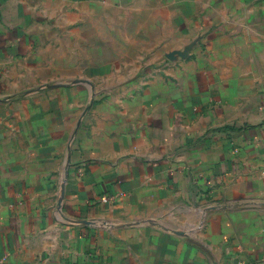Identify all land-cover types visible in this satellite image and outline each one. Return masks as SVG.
Listing matches in <instances>:
<instances>
[{"label":"crops","instance_id":"obj_1","mask_svg":"<svg viewBox=\"0 0 264 264\" xmlns=\"http://www.w3.org/2000/svg\"><path fill=\"white\" fill-rule=\"evenodd\" d=\"M0 264H264V0H0Z\"/></svg>","mask_w":264,"mask_h":264},{"label":"built area","instance_id":"obj_2","mask_svg":"<svg viewBox=\"0 0 264 264\" xmlns=\"http://www.w3.org/2000/svg\"><path fill=\"white\" fill-rule=\"evenodd\" d=\"M108 200V198H103V201H107Z\"/></svg>","mask_w":264,"mask_h":264}]
</instances>
